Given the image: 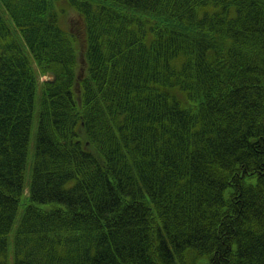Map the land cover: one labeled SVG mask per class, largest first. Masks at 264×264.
<instances>
[{"label":"trees","instance_id":"1","mask_svg":"<svg viewBox=\"0 0 264 264\" xmlns=\"http://www.w3.org/2000/svg\"><path fill=\"white\" fill-rule=\"evenodd\" d=\"M0 264H264V0H0Z\"/></svg>","mask_w":264,"mask_h":264},{"label":"rangeland","instance_id":"2","mask_svg":"<svg viewBox=\"0 0 264 264\" xmlns=\"http://www.w3.org/2000/svg\"><path fill=\"white\" fill-rule=\"evenodd\" d=\"M62 7H65V9H66V11H65L66 13L64 12V13L61 14V16L63 17V20H64L68 16H71V14H69V13H71V9H70V7L68 5H62ZM33 68L35 70L38 69V67H37V65L35 63L33 64ZM52 79H53V76L51 74H44V75L40 74V75H37V94L38 95L42 94V87L44 85V82H46L48 80H52ZM34 124L35 123H33V125ZM33 132H34V130H33ZM32 147H34V146L32 145ZM31 161H32V158L29 157V165L28 166H31ZM29 173L30 172L28 170L27 173H26V181L27 182H29L31 180V175ZM27 194H28V190H25V194L23 195V198H22V200L25 202V204H27L26 203ZM47 209L49 210L50 208H47ZM47 209H45V210H47ZM18 221H19V217H17V219H16L17 223H18ZM17 223H16V225H17ZM6 258H7V260H12L13 259V249L11 247V244H9V251H8V253L6 255Z\"/></svg>","mask_w":264,"mask_h":264}]
</instances>
